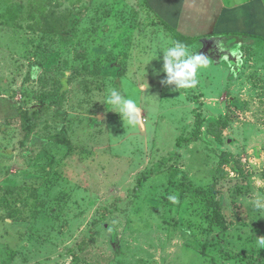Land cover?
I'll list each match as a JSON object with an SVG mask.
<instances>
[{
  "label": "rangeland",
  "instance_id": "obj_1",
  "mask_svg": "<svg viewBox=\"0 0 264 264\" xmlns=\"http://www.w3.org/2000/svg\"><path fill=\"white\" fill-rule=\"evenodd\" d=\"M172 41L143 0H0V264H264L259 44L182 40L209 66L173 90ZM142 86L132 129L104 97Z\"/></svg>",
  "mask_w": 264,
  "mask_h": 264
},
{
  "label": "crops",
  "instance_id": "obj_2",
  "mask_svg": "<svg viewBox=\"0 0 264 264\" xmlns=\"http://www.w3.org/2000/svg\"><path fill=\"white\" fill-rule=\"evenodd\" d=\"M143 1L152 16L164 22L182 38L200 39L208 46L212 45L205 50L208 54L220 53L215 47L228 40L235 39L238 44L246 41L259 44L250 50L246 49L249 50L246 52L248 55H253L250 58H243V50L239 48L241 68L235 77L250 81L256 76L250 74L252 70L261 73L258 78H264V0ZM219 57L209 58L216 67L222 61ZM218 67L220 68V65Z\"/></svg>",
  "mask_w": 264,
  "mask_h": 264
},
{
  "label": "clouds",
  "instance_id": "obj_3",
  "mask_svg": "<svg viewBox=\"0 0 264 264\" xmlns=\"http://www.w3.org/2000/svg\"><path fill=\"white\" fill-rule=\"evenodd\" d=\"M219 47V46H218ZM163 53V66L160 70L165 74L160 83L164 87L175 86L173 90L194 89L198 84V71H203L209 66L207 56L200 52L189 49L188 45L181 41H172L169 46L159 49ZM236 53L233 52V55ZM157 53L155 54V58ZM143 95L138 98H130L124 95L120 90L110 87L104 97V103L110 106V109L119 114L123 124L129 128L135 129L144 123L142 115V106L156 111L155 101L152 95L145 94V88L139 89ZM172 204L179 203L175 195L168 196ZM257 209H264V203L260 199L254 201ZM256 246L264 249V236L256 238Z\"/></svg>",
  "mask_w": 264,
  "mask_h": 264
},
{
  "label": "trees",
  "instance_id": "obj_4",
  "mask_svg": "<svg viewBox=\"0 0 264 264\" xmlns=\"http://www.w3.org/2000/svg\"><path fill=\"white\" fill-rule=\"evenodd\" d=\"M161 24L171 32V34L173 36V41H177V40L178 41H182V40L192 41V40H194L193 38H182L173 29L169 28L164 22H161ZM197 124H198V126L200 125V118H197Z\"/></svg>",
  "mask_w": 264,
  "mask_h": 264
}]
</instances>
